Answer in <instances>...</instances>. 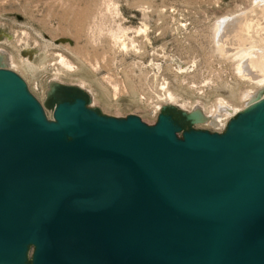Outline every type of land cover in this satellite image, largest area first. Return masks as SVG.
I'll return each mask as SVG.
<instances>
[{"label": "water", "instance_id": "95a60500", "mask_svg": "<svg viewBox=\"0 0 264 264\" xmlns=\"http://www.w3.org/2000/svg\"><path fill=\"white\" fill-rule=\"evenodd\" d=\"M91 102L51 82L48 120L0 68V264H264V88L154 126Z\"/></svg>", "mask_w": 264, "mask_h": 264}, {"label": "rangeland", "instance_id": "374dc122", "mask_svg": "<svg viewBox=\"0 0 264 264\" xmlns=\"http://www.w3.org/2000/svg\"><path fill=\"white\" fill-rule=\"evenodd\" d=\"M0 67L49 119L51 82L150 126L165 105L241 110L264 88V0H0Z\"/></svg>", "mask_w": 264, "mask_h": 264}, {"label": "bare ground", "instance_id": "6f19581e", "mask_svg": "<svg viewBox=\"0 0 264 264\" xmlns=\"http://www.w3.org/2000/svg\"><path fill=\"white\" fill-rule=\"evenodd\" d=\"M248 51L249 50H247V51H242V55L246 58V52L248 53ZM252 54H255L254 52L252 53ZM252 54H247V57H252ZM253 69V68H252ZM245 70H247V71H249L248 73H249V75L250 74H252V72H251V69H249V68H245ZM258 71V70H257ZM251 76V75H250ZM252 77V76H251ZM260 79V78H259ZM220 104H223V103H220ZM225 105V104H224ZM227 105V104H226ZM228 106V105H227ZM213 114H211L210 116H212ZM207 117H209V116H207Z\"/></svg>", "mask_w": 264, "mask_h": 264}, {"label": "flooded vegetation", "instance_id": "af4514ba", "mask_svg": "<svg viewBox=\"0 0 264 264\" xmlns=\"http://www.w3.org/2000/svg\"><path fill=\"white\" fill-rule=\"evenodd\" d=\"M0 68H3V67H0ZM5 68V67H4ZM242 110V109H241ZM46 114V113H45ZM47 116V115H46ZM47 119L48 120H53V119H49L48 117H47ZM31 247H35V245L34 244H31L30 245V248H29V251H30V249H31ZM29 251H28V258H29ZM30 259V258H29Z\"/></svg>", "mask_w": 264, "mask_h": 264}]
</instances>
